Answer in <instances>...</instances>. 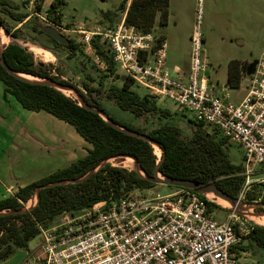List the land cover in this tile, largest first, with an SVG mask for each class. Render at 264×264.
<instances>
[{
  "label": "built area",
  "instance_id": "2783aa9c",
  "mask_svg": "<svg viewBox=\"0 0 264 264\" xmlns=\"http://www.w3.org/2000/svg\"><path fill=\"white\" fill-rule=\"evenodd\" d=\"M33 15L47 20L38 12ZM32 16V15H30ZM82 48L95 53L92 40L110 47L119 71L156 98H171L197 121L217 128L228 143L242 149L245 177L238 198L246 200L254 186L264 190V50L255 63L247 94L240 101L228 93L215 95L203 73V32L192 34L187 79L167 69V41L152 31L125 23L79 26ZM210 199L188 187L148 195L133 189L79 210L65 211L47 227L22 264H248L241 258L252 224L234 210L220 218Z\"/></svg>",
  "mask_w": 264,
  "mask_h": 264
},
{
  "label": "trees",
  "instance_id": "16d2710c",
  "mask_svg": "<svg viewBox=\"0 0 264 264\" xmlns=\"http://www.w3.org/2000/svg\"><path fill=\"white\" fill-rule=\"evenodd\" d=\"M128 2L129 0H122L117 10H108L104 12V16L113 22L121 12L127 25L145 32L152 31L157 18L161 26L168 25L170 0H131ZM64 3L65 0H53L47 10L48 17L57 25H60ZM37 7L40 9L41 3ZM6 17L22 25L36 21L32 29L44 34L53 45L51 47L63 48L71 55L76 54L78 50L82 52L80 44L73 39L69 45H65L46 34L43 28L45 24L51 23L50 18L42 21L37 16H30L28 12L21 10L14 0H0V21L9 35L21 38L22 28L12 25ZM92 43L96 55L106 64L105 71L100 77L103 79L107 76H118V67L113 60L109 45L100 37L93 38ZM4 58L14 70L20 73L49 78L76 87L88 103L105 111L99 99L91 96L94 92L103 91L102 80H100L99 87L83 82L84 88L90 92V96H87L78 86L67 80L59 79L51 66L43 62L37 63L34 54L17 41L8 43L4 49ZM82 65L85 67L84 63ZM251 65L248 60L232 59L228 64L227 87H239L243 75ZM84 77L94 80L89 73H86ZM122 78L121 85H109L107 96L137 118L157 117L159 123L146 129L120 122L108 115L118 124L147 134L159 144L165 153L160 172L169 177L201 182H208L213 178L223 191L237 197L245 181V177L241 174L242 165L230 159L227 152L228 142L217 128L188 118L191 129L189 134H184L182 126L171 120V117L175 118L173 116L176 112L172 113L170 109L158 106L157 98L148 92L143 95L139 94L132 88L135 82L129 76L123 75ZM0 81L4 84L5 96L12 95L25 109L37 112L46 111L70 123L77 133L90 144L83 158L50 175L19 187L14 195L1 199L0 210H21L32 198L38 186L60 180L81 178L100 161L118 154H129L136 157L146 173L150 176L154 175L158 156L155 148L148 141L114 128L98 113L84 108L76 99L54 87L29 83L11 75L1 62ZM181 117L186 118L187 115L183 113ZM154 185H156L155 182L142 178L135 170L108 163L81 181L44 187L40 190L38 204L29 211L0 215V262L9 258L17 249L26 248L29 241L40 233L41 227L49 226L61 213L89 207L110 196L118 197L133 189L144 190ZM173 187L176 188V186ZM245 199L264 202V190L261 186H254L247 192ZM209 206L226 209L211 200ZM247 238L248 243L244 249L251 248L256 251L258 248H264V226L252 224Z\"/></svg>",
  "mask_w": 264,
  "mask_h": 264
},
{
  "label": "rangeland",
  "instance_id": "374dc122",
  "mask_svg": "<svg viewBox=\"0 0 264 264\" xmlns=\"http://www.w3.org/2000/svg\"><path fill=\"white\" fill-rule=\"evenodd\" d=\"M52 1L45 5L44 0H14L21 10L33 17L36 16L33 15L34 12H38L47 19L50 18L47 10ZM121 1L65 0L62 4L60 25L53 23L51 18L49 19L51 23L47 24L56 27L70 40L73 39L81 46L79 40L82 36L76 29L82 26L86 30H92L98 25L119 23L123 17L121 12L113 22L104 16V12L117 10ZM39 3L42 5L41 10L37 7ZM169 12L168 25L161 26L157 18L152 32L157 37L163 35L167 37V69L170 74L177 77L173 71L176 63L185 69H190L192 34L196 28H200L204 36L201 60L207 65L203 73L209 79L210 89L217 96L228 93L231 100L240 101L248 92L250 67L259 59L264 50V0H170ZM7 20L12 25L22 28L23 32L21 38L9 35L11 41H17L27 47L34 54L35 61L51 66L59 79L67 80L78 86L87 96H90V92L84 88L83 82L99 87L100 80H102L103 91L94 92L91 96L98 98L105 111L114 119L146 129L159 123L157 117L137 118L107 96L109 85L122 84L124 74L119 71V68L118 76L112 75L102 79L100 76L103 75L105 68L100 66L95 56L88 55L82 46V52L78 50L76 54L71 55L63 48L51 47L53 45L44 34L34 31L32 26L36 21L22 25L13 20ZM232 59L248 60L252 64L243 75L239 87H225L228 64ZM92 64L96 66L93 67ZM86 73H89L94 80L86 79L84 77ZM1 84L0 81V199L12 196L7 192L9 187L16 190L20 186L23 187L43 176L50 175L58 168L66 167L69 163L83 158L90 146L70 123L46 111L37 112L25 109L13 96H10L13 101L7 99L8 96H4L3 99V85ZM132 88L141 95L148 92L136 83ZM70 96L75 98L73 95ZM157 105L170 109L172 113L176 112L173 116L175 118L171 117V120L182 126L184 134L190 133L191 124L188 118L196 119L189 110L180 107L171 98H157ZM183 113L187 115L186 118L181 117ZM155 152L158 157L161 156L158 148H155ZM227 152L233 162L241 164L243 154L239 146L228 143ZM120 160H113L111 164L134 170L133 163L130 166L128 160ZM174 190L173 186L156 183L153 187L144 189L143 192L148 195L157 193L164 195ZM207 197L223 208H228L226 204L223 205L213 200L212 195H207ZM34 202L35 197L28 204L31 205ZM216 212L220 218H225L228 209L216 208ZM260 219L259 217L248 219V222L264 226ZM40 239L41 234H38L29 241L26 248L17 249L0 264H22L29 253L37 248ZM244 250L241 253L243 261L248 264H264V248H258L256 251L251 248Z\"/></svg>",
  "mask_w": 264,
  "mask_h": 264
},
{
  "label": "water",
  "instance_id": "95a60500",
  "mask_svg": "<svg viewBox=\"0 0 264 264\" xmlns=\"http://www.w3.org/2000/svg\"><path fill=\"white\" fill-rule=\"evenodd\" d=\"M4 30L7 34H9L2 26L1 21H0V32ZM43 31L53 37L55 40L58 42L69 45L71 43V40L65 36L60 30H58L56 27L51 26V25H45L43 28ZM8 45V44H7ZM6 45V46H7ZM2 47L0 44V62L3 64L5 69L13 76L18 77L22 79L23 81L29 82V83H34V84H45L49 85L51 87H54L66 95L70 96L73 95L79 105L83 106L84 108L88 110H92L96 113H98L105 121L110 123L114 128L120 129L127 134L142 138L146 141H148L154 148H158L161 151V156L158 157V162L156 164L155 170H154V175L150 176L146 173V171L142 168L140 162L137 160L136 157L129 155V154H118L111 156L109 158H106L102 161L99 162V164L91 169L85 176L78 178V179H73V180H60L57 182H50L41 186H38L35 190V193L33 194L32 198L35 197V202L33 204H28V202L32 199H30L25 207H23L21 210H0V215L3 214H9V213H21V212H26L32 209L34 206H36L40 200V190L44 187H49L53 186L55 184H67V183H74L81 181L85 179L87 176H89L93 172H97L99 168L103 167L104 165L108 163H112L113 160H116L118 158H129L133 163H134V170L142 177L148 180H151L155 183L159 184H166L170 186H176V187H188L190 189H193L194 191H197L201 193L202 195L206 196L211 195L209 193H213L214 195H217L221 199L227 202L226 206H228V210H234L238 214L244 216L247 219H253L256 217H264V202L262 201H249V200H239L238 197H234L227 192L223 191L218 184L216 183L215 179L211 178L208 182H201V181H194V180H188V179H183V178H176V177H169L165 176L160 172V165L165 159V153L159 146V144L152 139L150 136L144 133H140L131 129L126 128L125 126H122L115 122L108 113L96 106L91 105L86 101L84 96L80 93V91L71 85L61 83L59 81L49 79V78H43V77H37L25 73H20L16 70H14L5 60L4 58V49L5 47ZM225 87H227V84H225ZM208 198V197H207ZM210 199V198H209ZM212 201V200H211ZM214 202V201H213ZM216 203V202H215ZM219 205V204H218ZM256 208V209H255ZM258 208V209H257Z\"/></svg>",
  "mask_w": 264,
  "mask_h": 264
},
{
  "label": "crops",
  "instance_id": "0c3cea01",
  "mask_svg": "<svg viewBox=\"0 0 264 264\" xmlns=\"http://www.w3.org/2000/svg\"><path fill=\"white\" fill-rule=\"evenodd\" d=\"M52 0H44V2H45V5H46V3L48 2L49 4H50V2H51ZM31 2V1H30ZM50 7V6H49ZM48 7V8H49ZM42 8V7H41ZM41 8H40V10H41ZM170 16V15H169ZM124 17V16H123ZM122 17V18H123ZM163 37L166 39V41H167V37L166 36H164L163 35ZM255 63H256V61L254 62V65H252L250 68V75H249V77L251 76V74H252V72H253V70H254V67H255ZM173 71L175 72V74H177V75H179L180 73L183 75V78L184 79H187V75H188V73H189V71H190V69H185V68H183L181 65H179L178 63H176L175 65H174V68H173ZM2 82V81H1ZM1 85H3V99H4V96H5V94H4V84L2 83ZM8 97H7V99H11L12 100V98L10 97V96H12V95H7ZM6 97V96H5ZM13 101V100H12ZM54 138V137H53ZM83 138V137H82ZM84 139V138H83ZM86 141V140H85ZM90 146H88V148H89ZM86 154H87V152H86ZM85 154V155H86ZM71 163H69L68 165H70ZM67 165V166H68ZM66 166V167H67ZM64 168V167H63ZM58 169H62V168H58ZM58 169H56V170H58ZM47 176V175H46ZM44 177V176H43ZM20 187H22V186H20ZM19 188V187H18ZM17 188V189H18ZM17 189L16 190H14L12 187H9L8 189H7V192L10 194V195H14V193L17 191ZM3 199V198H2ZM1 200V199H0Z\"/></svg>",
  "mask_w": 264,
  "mask_h": 264
},
{
  "label": "bare ground",
  "instance_id": "6f19581e",
  "mask_svg": "<svg viewBox=\"0 0 264 264\" xmlns=\"http://www.w3.org/2000/svg\"><path fill=\"white\" fill-rule=\"evenodd\" d=\"M11 41V39H10V36H9V34H7L4 30H2L1 32H0V44L2 45V47H4V46H6L9 42ZM118 159H121L122 161H125V160H128L129 162H130V166H132V161H130V159L129 158H125V157H123V158H118ZM120 160V161H121ZM123 164V163H122ZM126 164V163H125ZM134 164V163H133ZM209 194H211L212 195V197H213V200H215V201H217V202H219V203H221V204H227V202L226 201H224L223 199H221L220 197H218L217 195H214L213 193H209ZM259 218H261L260 220H261V222H262V224H264V217H259Z\"/></svg>",
  "mask_w": 264,
  "mask_h": 264
}]
</instances>
